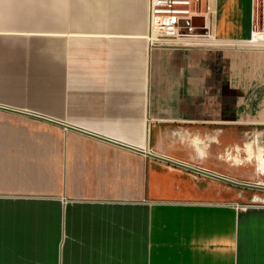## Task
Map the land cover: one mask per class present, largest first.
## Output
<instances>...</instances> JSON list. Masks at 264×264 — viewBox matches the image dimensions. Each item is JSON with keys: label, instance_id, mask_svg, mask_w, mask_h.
I'll use <instances>...</instances> for the list:
<instances>
[{"label": "crops", "instance_id": "1", "mask_svg": "<svg viewBox=\"0 0 264 264\" xmlns=\"http://www.w3.org/2000/svg\"><path fill=\"white\" fill-rule=\"evenodd\" d=\"M148 7L0 0V264H264V205L139 153L233 178L212 148L264 125L257 0H209L165 46Z\"/></svg>", "mask_w": 264, "mask_h": 264}, {"label": "rangeland", "instance_id": "2", "mask_svg": "<svg viewBox=\"0 0 264 264\" xmlns=\"http://www.w3.org/2000/svg\"><path fill=\"white\" fill-rule=\"evenodd\" d=\"M260 2V4H258ZM262 0L257 1V18L261 22L264 19V5H262ZM222 131L218 132L223 136L220 140L222 143L218 147H214L217 151V157L213 159V162L216 161V167L221 168L223 173H227L233 176V180L261 185L264 183V175L260 174L261 172L256 171V162L255 164L249 163L247 168V162H244L248 156L254 158L257 155L258 147H262L260 150L263 156L264 162V125H240V126H222L219 129ZM211 129V128H208ZM214 130H216L214 128ZM216 131L208 130L206 133H202V138H214V133ZM247 143H251V147L244 148ZM222 155V156H220ZM219 156V157H218ZM233 158L238 160L235 164L233 161L228 158ZM244 162V165L242 164ZM254 162V161H253ZM219 163V164H218ZM225 190L234 191V194L240 195V203L244 205L256 204L264 205L263 202L253 201L255 196H258L260 200H264V191L262 190H252L237 188L225 183H221ZM262 186V185H261Z\"/></svg>", "mask_w": 264, "mask_h": 264}, {"label": "built area", "instance_id": "3", "mask_svg": "<svg viewBox=\"0 0 264 264\" xmlns=\"http://www.w3.org/2000/svg\"><path fill=\"white\" fill-rule=\"evenodd\" d=\"M208 3L209 0H149L148 23L152 44L170 45L189 35L197 18L203 20L202 30L205 29ZM254 35L256 40L262 38L256 26L253 39Z\"/></svg>", "mask_w": 264, "mask_h": 264}, {"label": "water", "instance_id": "4", "mask_svg": "<svg viewBox=\"0 0 264 264\" xmlns=\"http://www.w3.org/2000/svg\"><path fill=\"white\" fill-rule=\"evenodd\" d=\"M200 20H201L200 18H197V19H195L194 22L198 26H201L200 25L201 22H199ZM190 34H201L202 35V34H205V32L198 30V31H191ZM83 133H86L88 135H92V136H95V137L102 138V137L96 136V135H94V134H92L90 132H84L83 131ZM139 153L146 154L148 156L154 157V158H156L158 160H161V161H163V162H165L167 164L173 165V166H178V167L184 168V169L189 170V171H193V172H197L199 174H203L205 176H208V177L214 178L216 180H219V181H221L223 183L229 184L231 186H235L237 188H244V189L262 190V191H264V186H261V185L249 184V183H244V182L236 181V180H233V179H229V178H226L224 176H220V175H216V174H213V173H210V172H206V171L201 170L199 168H195V167H192V166H188L186 164H182V163H179V162H175L173 160L167 159L165 157H162V156H159V155H156V154H152L150 152H145L142 149H139Z\"/></svg>", "mask_w": 264, "mask_h": 264}, {"label": "bare ground", "instance_id": "5", "mask_svg": "<svg viewBox=\"0 0 264 264\" xmlns=\"http://www.w3.org/2000/svg\"><path fill=\"white\" fill-rule=\"evenodd\" d=\"M254 40H256V35H254ZM261 160L263 161V156L261 157ZM260 166L262 167L259 168V172H261L260 174L264 175V162H262ZM261 185L264 186V183H261ZM253 200L261 201L256 197H254Z\"/></svg>", "mask_w": 264, "mask_h": 264}]
</instances>
